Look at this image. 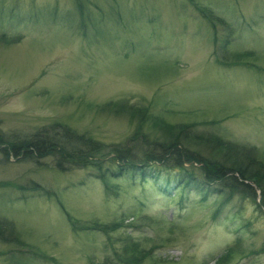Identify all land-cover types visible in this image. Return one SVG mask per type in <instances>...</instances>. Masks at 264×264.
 I'll use <instances>...</instances> for the list:
<instances>
[{"label":"rangeland","instance_id":"rangeland-1","mask_svg":"<svg viewBox=\"0 0 264 264\" xmlns=\"http://www.w3.org/2000/svg\"><path fill=\"white\" fill-rule=\"evenodd\" d=\"M195 1L224 22L213 27L190 0H81L83 34L76 0H0V34L19 40L0 41L5 139L51 135L59 121L103 141L95 157L108 158L136 130L156 136L162 119L264 157V0ZM111 100L147 117L115 113L104 107ZM55 158L36 163L0 149V218L24 243L0 239V264H117L113 249L132 240L139 251L154 247L137 264H221L229 247L222 264H264V209L250 198L234 194L218 207L217 194L202 201L191 190L179 206L150 182L121 180L107 196L92 168L60 170ZM124 217L129 224L107 234L81 229Z\"/></svg>","mask_w":264,"mask_h":264},{"label":"trees","instance_id":"trees-1","mask_svg":"<svg viewBox=\"0 0 264 264\" xmlns=\"http://www.w3.org/2000/svg\"><path fill=\"white\" fill-rule=\"evenodd\" d=\"M76 1L80 3L81 0ZM190 2L197 4L200 13L213 27L218 22H224L209 8L201 7L195 0ZM78 15L82 18L79 20L80 27L85 34L86 26L83 22L81 3ZM228 28H230L229 25ZM0 41L13 44L19 40L7 38L2 33ZM227 42L228 39L225 38L222 44L223 50ZM251 53L247 50L242 51L236 54V57L244 59L247 54L252 55ZM237 60L239 61H235L236 64L244 63L242 59ZM224 64L230 65L227 62ZM244 64L252 65L248 62ZM126 104L128 103L124 100L115 102L111 100L106 102L104 107L114 108L115 113L125 111L133 118L147 117L144 107ZM154 122L155 127L159 129L156 136L136 130L123 143L113 147L111 149L113 153L108 158L95 157L101 152L100 148L106 146L103 141L95 139L86 132L78 133L59 121L54 122L56 126H60L57 131L53 130L51 135L36 132L31 140L10 141L5 139L0 131V145H2L0 149L7 156L8 153L15 156L23 155V159H31L36 163H41L44 157L55 156L57 157L54 160L55 165L64 171L90 167L93 169L92 177L102 183L107 196L120 193L122 190L120 180L128 186L150 182L163 196L173 197L179 206H182L183 198L187 197L189 191L193 190L202 195V201L210 193L217 194L220 198L218 207H224L234 194H238L242 199L248 197L257 210L262 212L264 209V157L255 147L232 142L210 132L199 131L195 123H170L162 119H155ZM128 218H120L119 221H113L110 224L96 221L94 225L81 226V229L99 230L107 234L126 227L129 224ZM6 221L0 218V239L10 240L22 246L24 243L20 240L14 225ZM69 221L73 228L78 224L70 217ZM129 239L132 240L133 237ZM132 241L124 243L122 249H113L116 258L113 261L117 264L118 260L119 264H137L143 258L152 256L154 247L139 251V248L144 246H139L137 241ZM226 251L218 261L221 264L230 259L234 248L229 247ZM40 255L47 256L42 253Z\"/></svg>","mask_w":264,"mask_h":264}]
</instances>
